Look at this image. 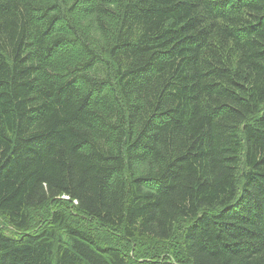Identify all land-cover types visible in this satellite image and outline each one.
<instances>
[{"label": "trees", "instance_id": "obj_1", "mask_svg": "<svg viewBox=\"0 0 264 264\" xmlns=\"http://www.w3.org/2000/svg\"><path fill=\"white\" fill-rule=\"evenodd\" d=\"M61 198L179 232L188 264H264V0H0V264H177L30 231Z\"/></svg>", "mask_w": 264, "mask_h": 264}, {"label": "rangeland", "instance_id": "obj_2", "mask_svg": "<svg viewBox=\"0 0 264 264\" xmlns=\"http://www.w3.org/2000/svg\"><path fill=\"white\" fill-rule=\"evenodd\" d=\"M55 211L61 214V221L56 219V221H58L56 224L53 218V213ZM28 214L30 220L28 229L30 231H37L44 227H55V230H57L56 228H58L60 222H64V224L83 229L91 235L99 245L119 247L124 253L128 254L130 258L134 259L136 257L149 256L158 259L178 254L180 256L177 259V264H188L183 260L184 257H181L183 250L179 232L168 242H157L149 237H136L128 241L123 237L120 229L110 228L100 224L98 221L77 211L72 206V203H67L62 198L56 201H49L38 209H31L28 211ZM0 232L7 235L19 233V231L14 229L9 223L7 216L2 213H0ZM57 233L59 234V232Z\"/></svg>", "mask_w": 264, "mask_h": 264}]
</instances>
